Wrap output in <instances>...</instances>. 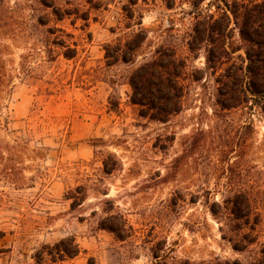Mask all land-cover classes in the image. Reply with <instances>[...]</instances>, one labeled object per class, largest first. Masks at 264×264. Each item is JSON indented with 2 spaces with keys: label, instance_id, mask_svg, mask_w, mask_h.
<instances>
[{
  "label": "rangeland",
  "instance_id": "374dc122",
  "mask_svg": "<svg viewBox=\"0 0 264 264\" xmlns=\"http://www.w3.org/2000/svg\"><path fill=\"white\" fill-rule=\"evenodd\" d=\"M222 1L0 0V264L264 262V99L223 109L219 83L247 45L231 22L216 70L187 45ZM163 48L186 66L166 123L128 85Z\"/></svg>",
  "mask_w": 264,
  "mask_h": 264
},
{
  "label": "trees",
  "instance_id": "16d2710c",
  "mask_svg": "<svg viewBox=\"0 0 264 264\" xmlns=\"http://www.w3.org/2000/svg\"><path fill=\"white\" fill-rule=\"evenodd\" d=\"M198 1L192 0L193 5L195 6ZM222 3V8L218 6L221 13L217 19L208 15L200 21L199 17L195 16L187 45L189 51L193 53L199 43L206 42L210 46L206 60L212 69L216 70L229 63V50L226 48V42L231 38L229 36L232 31L231 22L238 28L241 40L247 45L244 49L247 64L245 67L231 64L224 70L222 75L224 81L219 83L223 88V96L226 97L225 101L221 102V107L227 109L239 101L237 97L234 98L235 95H229L230 92H239V88L240 91L248 92L250 99L256 97L264 99V1L245 3L241 0L228 4L223 0ZM130 44L132 42H127L125 45L128 52L116 48L112 56L107 48L105 50L106 59L111 57L114 61L132 62L129 54L138 46L133 47ZM235 52L236 50H233L231 54ZM238 58L242 59L241 56ZM230 59L233 58L230 57ZM185 69V63L176 57L173 49L163 48L156 52L154 59L139 66L129 76L128 85L132 91L130 102L139 107L141 117L166 123L171 116L180 112V101L184 91L183 78H186ZM245 75L249 78L246 83L243 82ZM241 85L245 90L241 89ZM103 168L105 174H111L115 170V167H109L106 161L103 162ZM247 206H249L248 203ZM105 229L114 234L117 233L113 227H105ZM78 252V246L74 245L73 251L65 253L68 256H75Z\"/></svg>",
  "mask_w": 264,
  "mask_h": 264
}]
</instances>
